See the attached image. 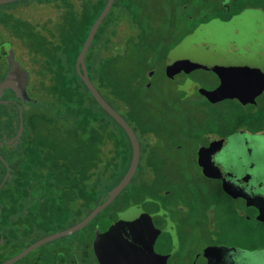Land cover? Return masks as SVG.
<instances>
[{
  "label": "rangeland",
  "instance_id": "374dc122",
  "mask_svg": "<svg viewBox=\"0 0 264 264\" xmlns=\"http://www.w3.org/2000/svg\"><path fill=\"white\" fill-rule=\"evenodd\" d=\"M56 1L58 0H17L0 5V23L5 26L3 30L0 29V46L3 43L10 44L11 51L16 58L18 57L24 71H26V67L30 68L35 80H33L28 94L31 99H35L34 101H36V98H40L38 95L42 94L39 81L43 60L39 57L36 58L37 53L45 49L61 54L70 53V56H67V61L73 62V54L79 50L82 43L83 35L78 31L74 36H68L67 33L62 35L63 16L56 12L52 4ZM119 1L115 0L116 5L110 16L112 18L119 17L116 22V35L113 37L114 45H116L115 51L111 53L112 47L111 51L98 52L95 56L97 66L101 68L102 61L98 58L112 55L107 72V81L110 82L111 91H102L96 84L100 94L127 121L128 119L139 118L147 121L150 125L160 126L167 133L172 134L170 139L165 140L166 147L160 149L163 154L162 158H167L170 162L178 159L184 161L186 173L192 177L193 185H195L196 205H200L201 202L202 204L205 203L201 194L207 190H210L213 198L220 202L218 212L222 218L219 219L217 216V225L225 231L222 240L243 245L255 244L256 240L250 224L240 220L241 218L235 215L230 201L223 196L217 181H209L199 176L193 169V161L197 144L200 148L205 144L206 138L201 136L207 130H215V132L225 134L236 126H244L248 131L259 132L264 136V93L257 96L256 106H243L237 100L209 104L208 102L211 101L201 93L202 89L204 90L202 86L207 85L208 89L211 88L214 91L218 88L215 84L220 82L211 71L200 69L201 67L197 63L198 60L195 61L193 67L195 70L189 77L181 71H177L175 67H171V64L168 65L169 69L166 65L168 56L171 53L170 50L179 45L184 37L189 34V41L191 40L193 44V54L206 52L211 57L215 55V50L211 51V48L216 47L220 42L224 43L225 40L234 42L235 47L246 46L250 36L240 37V34L259 21H255L260 15L259 11L246 12L255 21L250 25H241L240 28H235L236 23L233 22L230 25H225L221 31L217 32L222 36H211L209 39L203 34L192 33L197 26L210 17L203 7L205 2L191 0L192 5L182 12L178 6H180L179 4H185L187 0L175 1L174 3L169 0H136L139 4V6H133L136 19L129 22L128 8L119 7L117 4ZM126 1L128 4V0ZM221 2L222 0H208L206 7L215 6V8H220ZM242 2L244 4L250 2L252 5H260V0H242ZM237 7L239 8V4L236 5ZM262 9L264 11V8ZM241 15L245 17L244 13ZM262 16H264V13ZM109 18L105 23L109 21ZM56 29L59 32L56 33ZM236 32L239 33L235 34ZM10 34L16 35L20 41L18 42ZM27 49L32 52L29 53ZM171 69H173V72L168 71ZM150 70L155 71V77L151 80V87L146 89L147 76ZM186 80L192 81L198 90L193 88L192 92H187L189 88L182 86L188 82ZM30 103H27L26 108H24L25 112L30 109L28 112L29 117L35 111ZM14 111L13 106L0 104V112L3 115L0 123V137L12 135L18 131L19 118L17 112ZM28 114H24L23 117L24 130L26 131L24 137L28 134H34L29 125ZM245 116L249 118L248 122H242L241 117ZM10 120L13 121L11 124ZM178 129H186L188 137L186 148L183 147L184 152L182 153L171 150L173 145L177 144ZM9 150L11 149H8V147H0V155L4 157L6 153H9ZM12 156L14 157V155ZM169 173L171 172L169 171ZM4 175L0 164L1 181ZM63 207L65 206L62 203ZM119 207H128V187L121 193L117 201L109 207V210ZM27 218L28 215L22 217L19 215V220H16L14 228L6 238L7 240L0 246V262L15 257L38 241L68 229L73 223L71 216L68 222L59 223L58 225L49 224L44 220L33 223L31 220L28 221ZM195 220L204 226L203 217L199 219L197 213H193L191 216V221L195 222ZM2 222L1 225L6 226L7 221L3 220ZM204 232V227H195L194 252L207 244ZM91 233L90 229H87L59 238L35 249L28 254V257L39 258V264H51L53 258L41 259L40 255L44 251L53 248L55 245L66 250L76 245L78 240H83L85 242V252L80 259L84 258L83 262L85 264H96L91 249ZM57 254L58 257H65L69 253L59 251ZM23 262L24 260H21L20 264H23Z\"/></svg>",
  "mask_w": 264,
  "mask_h": 264
},
{
  "label": "flooded vegetation",
  "instance_id": "af4514ba",
  "mask_svg": "<svg viewBox=\"0 0 264 264\" xmlns=\"http://www.w3.org/2000/svg\"><path fill=\"white\" fill-rule=\"evenodd\" d=\"M93 1L95 2L97 0ZM169 1L174 3L175 1L180 2L181 0ZM190 1L191 0H187L185 4H179V10H182V12L186 11L187 8L192 5ZM200 1L202 3L205 2L203 7L204 9H206L205 12L208 13L210 17L207 21L197 26L192 33H195L198 29L203 28H212L213 31L217 33L221 31V29H223L225 25L227 26L232 24L236 18L242 16V13H244L246 16V12L248 11H260L262 12V14L264 13L260 5H252L250 2L244 4L242 0H222L220 8H215V6H212L211 8L206 7V2L208 0ZM106 3L104 4L103 9L105 8ZM238 4L239 8H236V5ZM115 5L116 3H114L109 14L103 20L92 42L93 45L95 39L98 40L96 46L94 47L95 54L102 51H111L112 47L113 49L111 53L115 51L116 45H114L113 37H115L116 35V22L119 17H110ZM133 6H139L138 2L136 0H128L129 22L135 21L136 19L135 13L133 12ZM103 9L101 10L100 14L102 13ZM108 18L109 21L105 23ZM251 20L254 19L252 18V16L248 15L247 19L243 21V25L246 23L248 24V22H250ZM4 28L5 26L0 23V29L3 30ZM10 36L16 38L18 42L20 41L16 35L10 34ZM186 37H184V39ZM177 46H174L170 51L172 52ZM213 50L216 51V48H211V51ZM28 52L30 53L32 51L28 50ZM213 57L215 58V55H212L210 58ZM166 66L168 67V63ZM9 72L15 73V75L18 76V79L24 85L28 84V86H31L33 80H35V77L32 76L29 67H26V71H24L23 66L18 61V57L16 58L15 54L11 51V45L8 43H3L2 46H0V82L6 77ZM193 72L194 71L189 73H182L189 77ZM154 77L155 71L150 70L147 76L145 87L146 89H149L151 87V80ZM188 82H186L182 86L189 88L187 92H192L194 83L192 81ZM26 90H28V88ZM26 93L29 97V101H31V96L28 94V92ZM185 94L187 95V93ZM261 95L262 94H260L259 96ZM2 100L8 101L9 105L14 107L17 115L19 106L23 105L24 108L27 103H30L29 101H25L24 103H22L21 100L17 98L11 90L4 93V95L2 96ZM224 101L229 100L226 99L217 102L216 104L222 103ZM208 103L212 104L213 102ZM240 104L243 105L242 103ZM248 119L249 118L246 116L241 117L242 122H248ZM12 122L13 121L10 120V124ZM126 122L133 130L140 146V160L136 172L127 186L128 207H119L111 211L109 210V207L115 201H117L121 193H123L122 191L87 226L78 231L80 232L90 229V231L92 232L91 249L95 263L264 264V221L259 220V218L257 219L262 210L258 207V201H248L243 196H239L237 197V199H235L234 196L226 193L222 188V181L220 179L211 178L204 171L206 170L208 156L206 152L204 156L202 154V150L200 153L201 148L197 144L196 151L194 153L193 169L199 174V176L209 181L215 180L219 183L220 188L223 192V196L230 201L235 215H237L238 218H241L240 220L248 222L252 227L256 243L253 245H243L223 241L222 236L225 235V231L220 229V227L217 225V216L219 219L222 218L218 212V209L220 208V202L213 198L212 192L210 190H207L201 194V197L205 201V203L202 204L201 202L200 205H196L197 199L194 192L195 185H193L192 177H190V175L186 173L184 161H180L178 159L177 161L170 162L169 159L162 158L163 154L161 153L160 149L166 147L167 143L165 142V140L170 139L172 134L167 133L166 130L161 128L160 126L150 125L147 121L139 118L128 119V121L126 120ZM242 124L245 125L244 123ZM24 131L19 139H14L18 131L13 133L12 135L0 137V147H8V149H11L9 150V153L5 154V156H11L10 164L17 166V172L15 174H11L10 169L11 177H13L12 175H14V178L16 180H20L21 178L26 177V174L22 173L21 166L23 164L31 163L32 159L30 158V156L34 154V150L30 149V147L33 146V143L23 142L20 140L23 137ZM210 135L236 138L241 142L250 141L251 138H256L258 135L263 134L259 132L248 131L244 126H236L225 134H220V132H215V130H207L202 134L201 137L208 140L207 137ZM187 138L188 137L186 129H178V136L176 138L177 144L173 145V148H171V150L176 153L184 152L187 144ZM128 141L131 147V157L128 160L129 170L132 161V146L129 137ZM209 144L210 140H208V143L205 147L209 146ZM202 146L204 148V144ZM11 154L14 155V157ZM45 154H50V150L48 149V147L45 150ZM59 161L64 162L65 160L61 158L59 159ZM169 171L171 173H169ZM259 173L261 174L256 175L253 183L257 182L258 184L259 181L262 180L264 189V172ZM32 177L34 178V175ZM77 177V181L74 182V178L72 175L71 177H69L71 178L70 181L68 175L62 176L60 174H57L53 176V178L49 176V181L46 184L47 191L45 201H42V199L39 198L40 195L33 191L30 197V205L27 208H24V206H22V201L19 202V207L14 211L15 222L16 220H19V215L21 217L24 215H28V221L31 220L34 223L44 220V222H48L49 224L53 225L68 222V219L71 216V220L73 221V223L68 227V229L80 223L97 206L103 204L107 200L109 191L102 195L98 200V203L88 213H86L83 180L82 178H80L81 176ZM61 178H63V180H61ZM60 181H64L63 184L59 183ZM15 194L18 198L24 196V192L21 190V188L17 189L15 191ZM62 203L65 206L63 208ZM240 203L241 209L243 210L242 212L237 206L238 204L240 205ZM126 210H128V215L130 214L132 218L143 220L142 225L144 229L140 237H130L132 242H128V254L124 255V245L117 236H114L112 233L110 234V232H108V229L110 228L112 215L122 213ZM193 213L199 214V219L203 217L204 226H202V223H200L199 221H191V216L193 215ZM195 227H204V235L207 239V244L196 252H194L193 246ZM1 237H4V235H1ZM84 243L85 242H83V240H78L76 245L66 250L61 246L55 245L53 248L44 251L40 255V257H42L41 259L53 258V262L51 264H85V262H83L84 258L82 260L80 259L84 256ZM209 248H211V250H214V252L209 256H205L204 258L200 257L201 253ZM212 248L220 249L222 250V253H217V250ZM59 251H66L69 254L65 257H58L57 253ZM244 251L253 253V258L255 259H245L242 255ZM23 260V264H39V258H29L28 256H26L24 259H22V261ZM2 262L4 261H1L0 263ZM20 262L21 260L16 262L15 264H20Z\"/></svg>",
  "mask_w": 264,
  "mask_h": 264
},
{
  "label": "trees",
  "instance_id": "16d2710c",
  "mask_svg": "<svg viewBox=\"0 0 264 264\" xmlns=\"http://www.w3.org/2000/svg\"><path fill=\"white\" fill-rule=\"evenodd\" d=\"M105 3L106 0H58L52 3L56 12L63 16L62 35L67 33L68 36H74L78 31L83 35L82 43L79 50L73 54V62L67 61L70 53L61 54L46 49L37 53L36 58L43 60L39 81L42 94L38 95L40 98H36V101L34 98L30 101L32 109L35 110L31 117L28 114L30 109L26 112L24 109L34 134L24 137V131L20 139L33 143L30 149L34 150V154L30 156L31 163L21 166L26 177L16 180L13 175L0 190V238L4 235L7 240L14 228V211L19 207L20 201L22 206L27 208L33 191L45 201L49 176L53 178L60 174L68 175L69 178L72 175L74 182L77 181V176H81L85 211L88 213L102 195L122 180L128 170V160L131 157L128 136L95 101L75 69L82 44ZM117 4L119 7L128 8L126 0H120ZM259 4L264 8V0H260ZM57 31L56 29V33ZM97 42L95 39L87 53L86 66L97 90L99 91L98 85L102 91L108 92L111 91V85L107 81V72L112 55L99 57L102 61L99 68L94 52ZM30 87L32 85L25 84V88H28L26 92L29 93ZM2 116L0 112V123ZM47 147L50 154H45ZM8 157L3 158L10 165L11 173L15 174L17 166L10 164L11 156ZM61 158L65 161H59ZM0 164L4 175L5 166L1 161ZM1 183L0 180V185ZM19 188L24 192L21 198L15 194ZM3 220L7 221L6 226L1 225Z\"/></svg>",
  "mask_w": 264,
  "mask_h": 264
},
{
  "label": "water",
  "instance_id": "95a60500",
  "mask_svg": "<svg viewBox=\"0 0 264 264\" xmlns=\"http://www.w3.org/2000/svg\"><path fill=\"white\" fill-rule=\"evenodd\" d=\"M14 1L17 0H0V5ZM114 3L115 0H107L106 6L102 13L93 23L82 46V49L77 56L75 69L77 75L87 87L95 101L121 126L126 135L129 137L132 146V161L130 168L127 170L122 180L112 190L109 191L107 200L103 204L97 206L80 223L73 226L72 228L34 243L33 245L21 251L15 257L0 264H15L16 262L24 259L26 256H28V254L40 246L83 229L122 191L125 190L136 172L140 160V146L138 140L126 120L105 101L100 92L94 86L89 77L86 66L87 53L92 45L98 29L100 28V25L109 14ZM259 13L260 15H258L257 19L255 20L259 21L256 24L248 27V30L243 31L240 34V37L246 35L250 36L247 40L248 44L246 46L235 47L233 45L234 42L232 43L231 40H225L224 43L220 42L216 47H214L216 48L215 58H210L206 52L193 54V44L191 40L189 41L190 37L188 36L170 53V56L168 57V65L171 64V67H175L177 71L189 73L195 70L193 68L194 63L196 60H198L197 63L199 64V67H201L200 69L211 71L216 79H219L220 81L218 84H215L218 86V88H216L214 91L211 88L208 89L207 85L202 86L204 90L202 87H200L202 89L201 93H203L207 99L213 103L227 99L240 101V103L243 105H256L257 96L264 92V16H262V12L259 11ZM247 16L245 15V17L240 16L239 18H236L234 21V23H236L235 28H240V26L243 25V21L247 19ZM255 21L251 20L248 22V24L246 23L243 26H248ZM195 33L203 34L209 39L211 36H220L214 32L212 28L198 29ZM237 33L239 32H236L235 34ZM225 37L227 38V35ZM167 69L169 68L167 67ZM168 71L173 72V69ZM194 88L198 90L196 85H194ZM9 90H11L16 95V97L21 100L22 103L29 101L25 85L13 72H9L0 82V104L9 105L8 101L2 100L4 93ZM23 109V105L18 107L19 128L14 139H19L24 131ZM263 138V135H258L256 138H251L250 141L240 142L236 138L210 135L207 137V139L210 140L209 146L205 147L208 143V140H206L204 148L202 146L200 149V153L202 150V154L205 156L206 152L208 156L207 166L205 165L206 170H204L207 175L214 179H220L222 181L223 190L226 193L234 196L235 199H237L239 196H243L248 201H258V207L262 210L257 219L259 218L261 221H264L263 181L261 180L257 184V182L253 183V180L256 178V175L261 174L259 172H264ZM0 161L4 164L6 170L0 185L1 189L6 181L11 178V174L9 164L1 155ZM237 206L242 212L243 210L241 209V203ZM142 224L143 220L132 218L130 214L128 215V210L112 215L108 232L120 239L124 245V255L128 254V242H132L130 237L141 236L144 229ZM3 243L4 237H1L0 246ZM216 250L217 253H222V250ZM213 252L214 250L209 248L203 251L200 257L204 258L205 256L211 255ZM242 255L247 260L255 259L253 258V253L244 251Z\"/></svg>",
  "mask_w": 264,
  "mask_h": 264
}]
</instances>
